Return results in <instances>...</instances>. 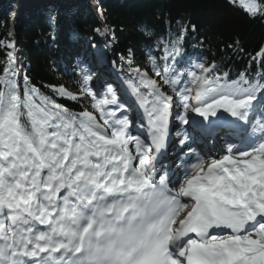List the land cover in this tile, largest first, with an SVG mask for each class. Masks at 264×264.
<instances>
[{
  "label": "snow or ice",
  "instance_id": "6c2138e0",
  "mask_svg": "<svg viewBox=\"0 0 264 264\" xmlns=\"http://www.w3.org/2000/svg\"><path fill=\"white\" fill-rule=\"evenodd\" d=\"M241 4L247 15L264 18V0ZM107 31L97 29L101 36ZM187 31L159 41L162 68L150 52L158 79L134 69L148 90L142 104L151 109V142L137 139L135 155L129 121L121 118L126 105L111 84L98 98L90 71H79L99 120L88 112L68 115L45 98L49 110L33 103L36 90L26 75L23 98L17 94L13 78L23 65L9 51L0 76V264H264V83L244 73L222 83L212 75L215 65L186 63ZM257 55L264 59V50ZM174 106L182 109L176 113L182 124L190 123L189 112L202 121L176 133L178 149L169 157ZM258 111L253 139L248 125ZM212 118L234 125L238 137L225 140L219 158L193 147L215 139Z\"/></svg>",
  "mask_w": 264,
  "mask_h": 264
},
{
  "label": "trees",
  "instance_id": "16d2710c",
  "mask_svg": "<svg viewBox=\"0 0 264 264\" xmlns=\"http://www.w3.org/2000/svg\"><path fill=\"white\" fill-rule=\"evenodd\" d=\"M96 2L103 25L113 41L108 45L103 44L104 36L97 32V29L103 31L102 27L85 13L66 23L65 30L74 39L69 42L65 38L61 45L57 38L50 45L46 44L49 33L56 37L58 32L47 26L44 16L21 32L17 39L9 19L0 17V41L4 42L0 44V76L9 65V51L14 52L17 60L26 64L27 84L36 90L33 103L51 110L52 105L44 103L47 98L66 109L68 115L92 114V108L82 99L80 69L90 71V87L95 91V58L116 72L125 65L131 72L132 85L142 96L147 89L134 69L154 75L150 52L162 68L159 41L175 40L181 28L187 27L182 45L190 61L199 59L206 65H215L212 75L229 82L238 79L241 73L254 82H264L261 80L264 59L257 55L264 50V18L247 15L234 0H116L112 6L103 0ZM192 25L196 26L195 31ZM9 41L14 42L15 49L5 47ZM130 50L134 54L131 57ZM89 52L95 53V57ZM162 90L173 97L169 86H163ZM23 112L22 122L30 129L27 109Z\"/></svg>",
  "mask_w": 264,
  "mask_h": 264
},
{
  "label": "rangeland",
  "instance_id": "374dc122",
  "mask_svg": "<svg viewBox=\"0 0 264 264\" xmlns=\"http://www.w3.org/2000/svg\"><path fill=\"white\" fill-rule=\"evenodd\" d=\"M18 1L22 4V2L20 0H0V6H1L0 9H3V11L0 10V17L6 16L9 19L10 28H11V31L13 32L15 39H17L18 35L21 32H23L27 27H29L33 22L37 21L40 16L45 17V21L47 22V26L50 29L54 28L58 32V36H56V37L53 35L52 32L49 33V35L47 36V40H46L47 45H50L55 38H57L59 40L60 45L65 38H68L69 42L71 40H73L74 36L72 34H69V35L67 34V32L65 30V28H66L65 25H66V23H70L73 19L78 18L83 13L87 14V18L90 17L93 20H95L97 22V24L102 27L103 30L105 29L103 22H102V19L100 17V14L98 12V7H94V3H95L94 0H75V1H73V6L70 9V11L66 7L67 4H69L70 2H68V3L63 2V5H62V2L58 1V2H56V4H54V7L52 6L49 8V6H48L45 9V12L42 11L40 13L35 14L34 17L29 21H27V18H28L27 14L26 13L22 14V12L24 10H26L28 8V5H30L32 3H29L28 0H25L26 2L24 1V4H23L24 7L22 8L23 11L19 12V11H17V9L19 8L18 4H17ZM65 1H67V0H65ZM103 1L109 6H112L116 2V0H103ZM234 1H236L243 8V6L241 4V0H234ZM5 9H6V12H5ZM48 12H50V13L48 14ZM65 18H67L66 22H64ZM21 20H24L27 22L23 25V24H21V22H22ZM102 42L104 45H108L109 43H112L111 36L107 33L106 36H104V40ZM89 53L91 55H94L91 52H89ZM110 57H113V55H110ZM185 62L188 63L189 62L188 59H185ZM21 63L23 65V70L13 78V81H14V83H18L19 87L16 89V91H17V94H19L23 98V94H24V90H25V81H24V79H22L21 82H18V78L22 76V72L25 70L24 67L26 64L23 61H21ZM190 63H195V62H190ZM93 66L95 67V70L98 72V81L99 82L103 80L102 76H104V75L108 76V78L105 79L107 81H108V79L111 80L112 76H116V74H114L115 72L106 70L105 67H103V66L99 67V65H96V64ZM101 71H104V72H101ZM131 77L132 76L130 74V71H129L128 67L125 65L121 66V68L119 69L118 74L116 76V78H119V79L121 78V80L124 81V83H125L124 84V90L129 91V92H131L130 91V78ZM150 77L151 78L154 77L153 79H158L156 76L151 75ZM0 85H1L2 90H3L4 89L3 83L1 82ZM105 91H103L102 85L100 84L97 91H96L97 94L99 95L98 98H103ZM120 91H122V88L118 86V92H120ZM82 99L84 100V103L86 106L93 108L95 117L97 118V120H99L100 112L98 111L97 108L93 107V104L95 102L92 100V97L87 96V94L85 92ZM106 107L110 108L113 106L109 105ZM123 117H126V116L123 114ZM100 123H103V121L101 120ZM221 149H223V148H221Z\"/></svg>",
  "mask_w": 264,
  "mask_h": 264
},
{
  "label": "bare ground",
  "instance_id": "6f19581e",
  "mask_svg": "<svg viewBox=\"0 0 264 264\" xmlns=\"http://www.w3.org/2000/svg\"><path fill=\"white\" fill-rule=\"evenodd\" d=\"M21 2H22V4L18 1L17 2V4H18V9H17V11H23L22 10V8L24 7L23 6V4H24V1L25 0H20ZM29 1V3H32V4H30V5H28V8L26 9V10H24L23 12H22V14L23 13H26L27 14V16H28V18H27V21H29V20H31L33 17H34V15L35 14H37V13H40V12H45V9L49 6V8L50 7H54V4H56V2H58V1H60V2H62V5H63V2L64 3H68V2H70L69 4H67V8H68V10L70 11V9L72 8V6H73V1H75V0H67V1H63V0H28ZM27 1V2H28ZM55 1V2H54ZM26 2V1H25ZM28 3V4H29ZM70 5V6H69ZM62 7V6H61ZM0 8H1V6H0ZM0 10H2L3 11V9H0ZM5 12H6V9H5ZM50 12H48V14H49ZM93 13V12H92ZM21 14V15H22ZM22 22H21V24H25L27 21H24V20H21ZM101 72H104V71H101ZM104 79H106L107 78V76L106 75H104V76H102ZM148 111H149V109H148ZM148 111H146V109L144 108V112H148ZM139 113H140V111H139ZM253 115V114H252ZM145 120H146V118H145ZM249 126V125H248ZM184 127H185V129H187V130H190L191 132H192V130H191V128L188 126V125H184ZM252 129V128H251ZM233 135H234V132H233ZM218 136V134H216L215 135V140H216V137ZM251 136V135H250ZM253 137V136H252ZM232 139H234V140H236V139H238V137L236 136V135H234L233 137H231ZM255 138V137H254ZM253 138V139H254ZM217 144H213V143H211V145H208V146H205L203 143H197V144H195V145H193V147L194 148H196L197 149V151L198 152H200L201 151V149H203L204 151H208L209 149H211V152H212V155H217V153H219V152H221L222 150L219 148V145L221 144V142H219V137H218V139H217ZM219 144V145H218ZM174 145H176L177 147H178V138H176L175 140H174ZM212 145H216L215 147H213ZM169 157H171V156H169ZM217 158H219L218 157V155H217Z\"/></svg>",
  "mask_w": 264,
  "mask_h": 264
}]
</instances>
